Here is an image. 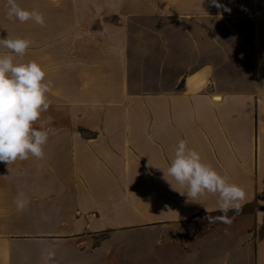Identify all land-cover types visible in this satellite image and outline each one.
Returning <instances> with one entry per match:
<instances>
[{
	"label": "crops",
	"instance_id": "obj_1",
	"mask_svg": "<svg viewBox=\"0 0 264 264\" xmlns=\"http://www.w3.org/2000/svg\"><path fill=\"white\" fill-rule=\"evenodd\" d=\"M16 2L45 16L9 20L0 0V38L31 39L17 59L51 82L49 139L0 163V264H264V0ZM181 139L255 212L182 241L217 197L165 179Z\"/></svg>",
	"mask_w": 264,
	"mask_h": 264
},
{
	"label": "clouds",
	"instance_id": "obj_2",
	"mask_svg": "<svg viewBox=\"0 0 264 264\" xmlns=\"http://www.w3.org/2000/svg\"><path fill=\"white\" fill-rule=\"evenodd\" d=\"M217 8L223 7L217 0H210ZM7 17L21 23L33 21L43 27L46 23L44 14L38 9L21 8L16 0H7ZM226 11L231 9L225 8ZM28 38H0V46L9 50L0 54V163L10 165L17 160L23 161L33 156L42 159L45 155L44 146L49 139V131L37 129L34 125L41 119L51 104L49 93L51 82H45L46 71L36 61L21 62L17 57H23L32 46ZM185 189L177 190L187 196L192 202L200 201L201 197L211 195L217 197V207L212 211L221 214L206 215L209 223H224L230 225L234 216L238 215L248 203L246 190L239 184L230 182L227 175L220 174L210 164L203 161L199 152L187 146V141L181 139L175 149L166 172ZM206 213L209 209L205 207ZM233 212L229 217L228 213ZM257 218H264V211L256 212Z\"/></svg>",
	"mask_w": 264,
	"mask_h": 264
},
{
	"label": "rangeland",
	"instance_id": "obj_3",
	"mask_svg": "<svg viewBox=\"0 0 264 264\" xmlns=\"http://www.w3.org/2000/svg\"><path fill=\"white\" fill-rule=\"evenodd\" d=\"M106 18H108V17H106ZM205 216L206 215H202V214L197 215L195 217H192V218L182 222L178 226L179 238L182 241L186 242L187 240L191 239L195 235L207 233L211 227V223H209L206 219H204ZM216 223H220V222H216Z\"/></svg>",
	"mask_w": 264,
	"mask_h": 264
},
{
	"label": "trees",
	"instance_id": "obj_4",
	"mask_svg": "<svg viewBox=\"0 0 264 264\" xmlns=\"http://www.w3.org/2000/svg\"><path fill=\"white\" fill-rule=\"evenodd\" d=\"M78 131L80 132V133H84L85 131L83 130V129H78ZM257 209V205L256 204H248V205H245L243 208H242V210L240 211V213L238 214V215H235L234 216V219L235 218H237L238 216H240V215H243V214H249V213H254L255 212V210ZM202 215H211V216H217V215H220L221 213L220 212H218V211H215V212H210V213H201ZM201 214H199V215H201ZM228 215H229V217H232L234 214H233V212H229L228 213ZM216 224H219V223H211V227H213L214 225H216ZM210 227V228H211ZM206 233H202V234H199V235H195V236H193L191 239H194V238H199V237H202L203 235H205Z\"/></svg>",
	"mask_w": 264,
	"mask_h": 264
}]
</instances>
